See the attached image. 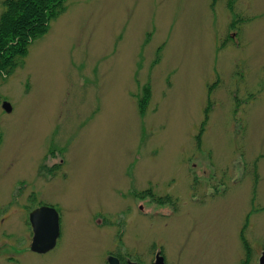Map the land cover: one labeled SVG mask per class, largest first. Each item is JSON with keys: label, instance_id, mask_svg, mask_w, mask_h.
<instances>
[{"label": "rangeland", "instance_id": "obj_1", "mask_svg": "<svg viewBox=\"0 0 264 264\" xmlns=\"http://www.w3.org/2000/svg\"><path fill=\"white\" fill-rule=\"evenodd\" d=\"M42 205L59 236L38 255L27 217ZM245 220L258 264L264 0H66L0 78V264L146 249L144 264L157 250L168 264H237Z\"/></svg>", "mask_w": 264, "mask_h": 264}, {"label": "trees", "instance_id": "obj_2", "mask_svg": "<svg viewBox=\"0 0 264 264\" xmlns=\"http://www.w3.org/2000/svg\"><path fill=\"white\" fill-rule=\"evenodd\" d=\"M66 0H2L0 3V78L8 75L22 62L27 55L29 45L42 37L48 30L49 23L64 10ZM211 87H209L210 89ZM147 86H142L136 107L138 114L144 113L149 97ZM208 108V107H207ZM207 121V109L203 110V120L195 136V143L199 145L200 135ZM51 170L50 172H53ZM149 193V192H148ZM145 193L137 195L141 198ZM148 196V195H147ZM157 204L168 203L167 197L154 198ZM243 224L240 244L245 253V262L248 264L249 254L246 253V242L243 236Z\"/></svg>", "mask_w": 264, "mask_h": 264}, {"label": "water", "instance_id": "obj_3", "mask_svg": "<svg viewBox=\"0 0 264 264\" xmlns=\"http://www.w3.org/2000/svg\"><path fill=\"white\" fill-rule=\"evenodd\" d=\"M1 108L6 112L9 111L6 103H2ZM27 220L31 229L29 251L41 255L52 250L59 235L57 212L51 207L42 205L31 210ZM161 260L160 257L156 258L155 264H161ZM106 261L108 264H117V261L110 257ZM258 264H264V251L258 258Z\"/></svg>", "mask_w": 264, "mask_h": 264}, {"label": "flooded vegetation", "instance_id": "obj_4", "mask_svg": "<svg viewBox=\"0 0 264 264\" xmlns=\"http://www.w3.org/2000/svg\"><path fill=\"white\" fill-rule=\"evenodd\" d=\"M241 249H243L242 246H241ZM146 250H148V249H146ZM146 250L142 251L141 253L132 254L133 257H131V258H130L131 255H129V259H124V257H122L123 254H119L117 251H115L114 253L108 251L106 253V255H104V262H105V264H108L106 259L108 257H110V258L115 259L117 261V264H128V263H130V264H144V259H146V257H148V254H147L148 251H146ZM158 257H160L162 259L161 264H168L165 261V258L163 256L161 250H157L156 252L152 253L151 262H148V264H155L156 258H158ZM243 258H244V255H243ZM244 262H245V258L240 259L237 264H244ZM257 263H258V261H257Z\"/></svg>", "mask_w": 264, "mask_h": 264}]
</instances>
